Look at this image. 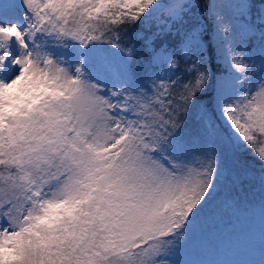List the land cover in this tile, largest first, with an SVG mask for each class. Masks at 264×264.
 <instances>
[{"label":"snow or ice","instance_id":"snow-or-ice-1","mask_svg":"<svg viewBox=\"0 0 264 264\" xmlns=\"http://www.w3.org/2000/svg\"><path fill=\"white\" fill-rule=\"evenodd\" d=\"M0 264H264V0H0Z\"/></svg>","mask_w":264,"mask_h":264}]
</instances>
